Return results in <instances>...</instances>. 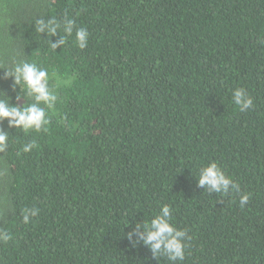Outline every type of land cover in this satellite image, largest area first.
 I'll list each match as a JSON object with an SVG mask.
<instances>
[{"label": "trees", "instance_id": "obj_1", "mask_svg": "<svg viewBox=\"0 0 264 264\" xmlns=\"http://www.w3.org/2000/svg\"><path fill=\"white\" fill-rule=\"evenodd\" d=\"M24 63L51 106L16 83ZM0 101L47 119H0V264H264V0H0ZM212 161L227 191L199 184ZM164 206L183 260L144 243Z\"/></svg>", "mask_w": 264, "mask_h": 264}, {"label": "clouds", "instance_id": "obj_2", "mask_svg": "<svg viewBox=\"0 0 264 264\" xmlns=\"http://www.w3.org/2000/svg\"><path fill=\"white\" fill-rule=\"evenodd\" d=\"M37 31L43 32L48 29V34L55 35L59 25L54 20H49L47 24L41 19L36 22ZM75 22L72 19H66L63 31L68 35H72ZM89 33L85 28H77L75 32L76 42L82 49L87 46ZM66 43L65 38H61L58 42L52 43L51 47L55 49ZM15 81L17 84H25L30 92L35 95L37 102L44 101L52 105L56 97L52 95L47 86V72L43 69H38L33 63H24L17 65L14 69ZM234 105L241 111L247 110L253 105L252 97L247 91L240 87L236 88L232 93ZM9 118V123L16 126H23L25 130L34 129L39 132L42 125L47 124L45 110L39 107L38 103L29 105L21 109L17 106H9L6 102L0 101V119ZM8 135L0 131V151L7 146ZM34 142L24 146L23 151L28 152L34 147ZM233 183L232 178L227 176L224 171L218 166L217 162L212 161L201 169L199 176V184L201 186H211L213 190L219 191L224 189L227 191L229 184ZM249 200L248 194H243L240 197V205L243 207ZM31 211L32 215L36 214V209H26L25 212ZM169 208L163 207L162 215H157L154 219L146 224L147 235L143 237L144 243L150 245L154 253H159L163 249L169 256L170 260H183L184 258V243L180 239L184 235L183 231L176 230L173 225L168 222ZM28 215L25 214L24 220L27 222ZM9 235L0 232V239L7 241Z\"/></svg>", "mask_w": 264, "mask_h": 264}]
</instances>
